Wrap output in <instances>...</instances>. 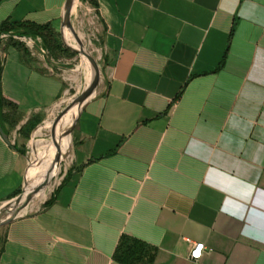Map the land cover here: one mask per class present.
Returning <instances> with one entry per match:
<instances>
[{
    "label": "crops",
    "instance_id": "0c3cea01",
    "mask_svg": "<svg viewBox=\"0 0 264 264\" xmlns=\"http://www.w3.org/2000/svg\"><path fill=\"white\" fill-rule=\"evenodd\" d=\"M67 1L0 0V26L63 33ZM98 4L101 85L57 125L46 117L74 55L64 42L58 56L40 38L1 42L0 204L26 182L33 192L29 148L70 152L52 195L0 227V264H264V0Z\"/></svg>",
    "mask_w": 264,
    "mask_h": 264
},
{
    "label": "rangeland",
    "instance_id": "374dc122",
    "mask_svg": "<svg viewBox=\"0 0 264 264\" xmlns=\"http://www.w3.org/2000/svg\"><path fill=\"white\" fill-rule=\"evenodd\" d=\"M79 2L80 3L76 6L75 11L73 13V18H72V24L74 27V31L76 32V35L78 37L80 44L85 47L84 49L87 51L89 56H92L97 61H100L99 55L96 52L95 46L92 42L93 38H94V35H93V33H94V22H93V17H92L91 6L89 5L90 3H88L87 0H79ZM64 36L65 35L61 31L55 33V37L58 39V41L60 43L64 42ZM65 38L67 39V41H69V40L71 41V42L69 41V50H70V53L72 55H74V57L71 59L70 56L67 54L66 55L64 54L62 57L64 61H68L72 64V67L67 69L64 72V76L66 78V83H67V92L63 95L62 98H60L57 101V103L54 105V107L51 108L50 111L47 113L46 120H49L51 118L52 120L55 121L56 125L60 122L61 117L64 116L65 113L67 112V110H68L67 107H68L69 103L72 101V99L79 96L82 88L86 84L87 79H88L89 84L95 83V85L93 86V89L91 90L92 95H94V93H96L97 89L101 85V80H102V77L100 78L98 76L94 80L93 70L91 69L94 66L92 65V62L89 61L86 56H83L82 53H80L79 51H77L73 47V45H75V44H74V41L72 39L71 34L69 33L67 35V37L65 36ZM28 42H29L30 46L33 44L31 39H28ZM99 67L101 69L100 64H99ZM63 99L65 100V102H62L59 104V102ZM74 107H75V105L73 106V108L70 112V125L72 123V115H73ZM82 107H83V105L80 106V108L77 112V116H78L80 110L82 109ZM77 116H76V118H77ZM76 118H75V120H76ZM73 124H74V122H73ZM52 131H56V128L54 127L53 130H45L42 139L44 141H49V138L53 133ZM72 132H73V128H71V132L69 134V136L71 137V143H70L69 147L72 144ZM69 152H70V148L68 149L67 153L63 151V153L62 152H61V154L59 153L58 155H56L55 158H52V160L50 158H48L49 163L51 162L53 164L54 161L57 159H59V161H61L64 158V155L66 153L65 162L63 163L59 173L56 174L53 172L50 175H48L51 171L50 168H52V167L49 168V166H50L49 163H46L45 159L44 160L42 159L43 155L46 154L45 151H43L41 153L38 152L36 155H34L33 149H31V148L28 149V151L26 153L27 157H28V169L35 162V164L37 166V179H38V181H40L41 184H43L45 187L48 186V188L46 190L47 191L46 192L47 197L45 199H43L42 201L48 199L50 197V195H52V193L56 190V188L58 187L60 182L62 181L65 168H66L67 163L69 161ZM27 173H28V170H27ZM26 180H27V176H26ZM25 189H26V183H25V186L21 192H23ZM33 197H34V192L31 193V196L29 198L32 199ZM42 201L36 200L35 202H33L28 207V209L26 211L31 212V211L35 210L38 207V204ZM0 206H2V204H0ZM26 211H24L23 214L26 213Z\"/></svg>",
    "mask_w": 264,
    "mask_h": 264
},
{
    "label": "trees",
    "instance_id": "16d2710c",
    "mask_svg": "<svg viewBox=\"0 0 264 264\" xmlns=\"http://www.w3.org/2000/svg\"><path fill=\"white\" fill-rule=\"evenodd\" d=\"M87 1L94 7H98L99 5L98 0H87ZM3 34H7L10 41H13L15 45L23 49L26 48V43L20 39L21 37L33 38L35 40L40 38L43 47H45V49L47 48L54 55L58 56V53L60 51L64 52V49L62 48L60 42L54 35L51 24L41 25L32 22H11L9 20H6L0 26V46L3 40L2 38ZM15 36H18L19 38L16 39ZM71 67L72 65L69 66V68ZM1 69L2 67H1V54H0V79H1ZM0 119H1V105H0ZM20 192L21 191H19V193ZM53 201L54 198L52 197L51 199L46 201L44 205L49 206L53 203Z\"/></svg>",
    "mask_w": 264,
    "mask_h": 264
},
{
    "label": "bare ground",
    "instance_id": "6f19581e",
    "mask_svg": "<svg viewBox=\"0 0 264 264\" xmlns=\"http://www.w3.org/2000/svg\"><path fill=\"white\" fill-rule=\"evenodd\" d=\"M68 2V1H67ZM80 2H79V0H75V3H74V8H73V13H74V11H75V8H76V6L79 4ZM79 7V6H78ZM82 7V6H81ZM66 8H67V5H66ZM88 9V8H87ZM66 11H67V9L65 10V14H64V19H63V34L67 37V35H66V32H67V29H69V33L71 34V36H72V39H73V41H74V44L75 45H73V47L77 50V51H79L80 53H82V55L83 56H86L87 58H88V60H89V54L87 53V51L84 49L85 47L83 46V45H81L80 44V42H79V40H78V37H77V35H76V32L74 31V29H70L69 28V26L67 25V23L65 22V15H66ZM70 41V40H69ZM71 42V41H70ZM92 43V42H91ZM90 61V60H89ZM93 65V64H92ZM94 67H92L91 69L93 70V77H94V80L96 79V77L98 76V73H100L101 72V69H100V67L98 66V67H95V65H93ZM86 80V79H85ZM88 80V79H87ZM95 85V83H91L90 84V86H89V89H88V91H86V92H83V93H81V94H79V98L81 99L80 101H82V102H80V104L81 105H84L87 101H85L87 98H91L92 97V94H91V90L93 89V86ZM79 102H77V103H79ZM76 103V104H77ZM75 104V105H76ZM72 126H73V124L71 125V127L69 128V130H68V132H67V135L68 134H70V132H71V128H72ZM38 149H39V153H41V152H43V151H45V153L46 154H44L43 155V160L45 159V162L46 163H49V160H48V158H50L51 160H52V158H54L53 157V155L42 145V146H39L38 147ZM49 167H52L53 168V170H54V172H56V171H58L59 170V165H58V163H57V161L55 160L54 161V163L52 164L51 162L49 163ZM39 181H38V179H37V176H36V178H35V184H34V189H33V192H34V197H35V194H36V186H37V183H38ZM27 183V182H26ZM25 191H26V195H25V197H24V200H32V199H30L29 197L31 196V194L29 195L28 194V192H27V185H26V189H25ZM47 196V194H45V195H43V196H40L38 199H35V201L36 200H43L45 197ZM34 201V202H35ZM9 213H10V208L9 207H7L6 205H4V206H0V216L1 217H7L8 215H9Z\"/></svg>",
    "mask_w": 264,
    "mask_h": 264
},
{
    "label": "water",
    "instance_id": "95a60500",
    "mask_svg": "<svg viewBox=\"0 0 264 264\" xmlns=\"http://www.w3.org/2000/svg\"><path fill=\"white\" fill-rule=\"evenodd\" d=\"M74 3L75 0H68L67 2V11L65 15V22L69 26L70 29H74L73 24H72V18H73V8H74ZM64 45L65 47L69 48V41L64 36ZM89 60L92 62L95 67L99 66V62L92 56H89ZM99 77V75H98ZM77 121V120H76ZM76 125L75 124L72 126L74 128ZM1 133L3 137L5 138L6 141H9V135L1 128ZM26 195V191L24 190L21 192L19 195H17L15 198L7 201L6 203L2 204V206L6 205L7 207L10 208V213L7 217H1L0 216V227H2L5 224L10 223L17 217L21 216L24 211L28 209V207L34 202V200H24V197Z\"/></svg>",
    "mask_w": 264,
    "mask_h": 264
},
{
    "label": "built area",
    "instance_id": "2783aa9c",
    "mask_svg": "<svg viewBox=\"0 0 264 264\" xmlns=\"http://www.w3.org/2000/svg\"><path fill=\"white\" fill-rule=\"evenodd\" d=\"M6 37H8L7 34L2 35V38H6ZM204 248L205 245L202 242L193 243L190 251V258L195 261L199 260L203 255Z\"/></svg>",
    "mask_w": 264,
    "mask_h": 264
}]
</instances>
